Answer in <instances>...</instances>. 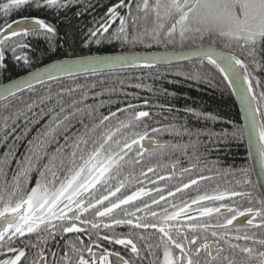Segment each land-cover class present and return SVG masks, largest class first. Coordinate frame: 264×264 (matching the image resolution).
Instances as JSON below:
<instances>
[{
	"label": "snow or ice",
	"instance_id": "snow-or-ice-1",
	"mask_svg": "<svg viewBox=\"0 0 264 264\" xmlns=\"http://www.w3.org/2000/svg\"><path fill=\"white\" fill-rule=\"evenodd\" d=\"M133 0H117L116 3L107 7L104 15L99 20L95 18L92 21V27L88 29V41L95 40L97 44L101 43L102 38L109 32L111 24L114 20L119 19L120 27L116 32L112 33V38L127 40L126 17L120 14V9L127 8L128 14L132 12ZM81 5L82 11L75 13L81 16L85 12L94 9L95 5L91 0H0V15L5 20L13 11L22 10L25 7H34L37 10H52L60 12L67 10L72 5ZM137 13L143 12L144 18L151 16L152 27L145 29L135 39H142L147 36L157 42L163 40L171 44L177 39L180 42L186 40L204 41L208 39V45L201 44L199 47L190 51L191 55L198 56L201 61L207 62L214 66L228 81L231 87L239 96L245 119L247 124L241 126L238 130L241 135H249L256 143V151L259 154L262 168H264V122L259 121L258 117H264V113L260 111L257 105V96L253 85L254 77L251 76L249 65L260 68V61L264 57L260 53H264V0H139L135 5ZM133 17V22L138 19ZM15 25V27H13ZM0 61H4L5 53L3 46L8 45L9 40L13 37H44L49 44L53 38L57 36L56 27L47 22L45 19L25 15L10 23L5 22L0 27ZM221 41L225 48L233 49L230 52L218 50L215 45L217 41ZM11 51L13 59L17 62L23 61L28 64L29 57L24 53L25 49H29L30 45L19 41H13ZM150 46V45H149ZM239 49L241 55L234 54L235 49ZM21 54L17 55V50ZM242 56L244 58H242ZM139 57L123 56V57H91L83 58L72 62H62L50 66V69L61 72H67L69 75L73 73L74 68H83L85 71H96L98 67L119 65L135 66ZM147 66L152 67L155 63L160 62L156 57H145ZM7 67L4 63H0V72L6 71ZM31 79L42 82V76L39 72L30 73ZM51 77V71L48 72ZM197 78V77H192ZM27 84L31 87L29 81L12 82L10 85L0 86V99H6L7 96H14L16 91H20L22 86ZM259 86V81H256ZM69 93L75 89H69ZM259 100L264 101V92L260 93ZM77 102L73 101L70 106L72 111L67 115L61 116L65 112L64 107L60 108V113L53 116L47 126V131L43 134V138L36 137L33 141H29L28 154L23 161H17L18 170L13 176L14 183L9 189L5 186L0 189V242L5 238L10 241L17 235L23 237L26 233H45L47 236H53L56 225L53 220L62 222L60 227L63 233H81L84 228L77 226V221L81 225L91 224V227L97 230L99 237V228L104 218H108L110 223H103L104 228H111L112 225H133L131 219H117L116 214L121 210L122 205H129L133 201L138 200L141 196L148 193L143 187L128 195H117L121 193V189L125 188V180H118L116 184L111 181L117 180L124 172L125 165H139L140 159H128V152L132 151L133 145L140 144L145 139H150L148 132L135 133L130 138L123 141L116 138L119 129H111L104 127L105 121L109 119L104 116L99 123H93L91 127L80 120L83 130L74 133L70 138L65 135V144L56 148L52 155H48L43 151L47 144L50 143L49 138H55L58 130L64 128L67 132L71 121L79 114L83 116L85 110L76 107ZM32 105H28L31 109ZM129 105V108H134ZM51 111V110H50ZM187 112H194L193 109H185ZM22 114V113H21ZM201 115L199 113H194ZM88 116L92 115L91 111L87 112ZM115 116V113H110ZM150 114L146 111H137L132 119L141 121L142 118L148 117ZM214 119V117H208ZM9 117H4V127L0 128V133L8 127L7 121ZM129 123H120V128L131 127ZM158 129L153 128L152 132ZM15 132V128L12 129ZM12 133H8L11 135ZM237 133H233L236 135ZM8 135L4 136L7 140ZM20 139V137H16ZM130 140V142H129ZM10 151L4 154V159L0 160V174L4 173L9 163V157L13 155L12 146ZM143 148V145H141ZM158 147H163L158 145ZM127 150V151H125ZM136 155L143 158L144 152L138 150ZM47 157L48 163L43 165V169L39 170V178L36 180L35 186L27 190L24 184L30 172L37 168L42 160ZM148 172H153L152 167H148ZM184 172L190 171L184 169ZM140 175H146L143 171ZM127 179V177H125ZM164 179V177H160ZM201 180L207 179L201 176ZM238 183H240L238 181ZM247 183V181H244ZM197 184V180L192 179L189 183L177 187L175 192H182L183 189L189 188L190 185ZM159 191V190H158ZM100 195L97 196L96 193ZM169 196L175 195L169 191ZM231 196L249 197V203H252L251 193L232 191ZM87 197V199H86ZM114 197L115 199H110ZM165 197L160 195V200ZM225 194L220 193L215 196L200 195L192 200V204H199L204 200L223 201ZM107 201V204L105 203ZM259 207H248L240 211L221 204L220 207H201V216H211L213 213H220V209L224 208L230 214L225 217L224 222L216 224L214 227L218 231H212L211 235L215 238L209 241L207 236L201 237L196 235L197 232H207L209 225L206 223H190L186 226L179 224V218L184 215L189 208L185 204L183 207L177 208L172 205L174 211L169 212L164 209L162 215L158 216L155 211L149 214L157 220L156 223L144 221L137 218V222L133 225L135 228L156 229L160 233V244L157 248L163 249V260L161 264H264V251L256 247L241 246L238 243H232V240H251L253 244H258L264 248V238H257L256 234L249 235L247 231L243 235H235L229 237L228 226L232 225L239 217L247 218V226L264 231V198L256 201ZM152 204H159L156 199L152 200ZM149 205H144V210H148ZM92 211L99 222L84 219L85 213ZM141 211L136 208V212ZM71 214V215H69ZM125 216H133L135 213L124 210ZM258 223H254L256 218ZM189 217V220H192ZM187 227L188 233L183 231ZM52 230V231H50ZM240 229H237L239 232ZM175 233V235H173ZM91 238V237H90ZM104 241L113 242V238L107 235L99 237ZM79 239V237H77ZM140 239H145L140 236ZM81 243H83L81 241ZM114 243L117 245L130 246V251L139 256V249L131 239L115 238ZM36 245H33L35 247ZM150 249L151 255L152 245L146 244ZM97 247H100L97 244ZM175 250H179L176 255ZM9 252L17 253L13 258L0 260V264H19L21 258L25 256L24 250H17L8 247ZM87 251L92 257L96 254L92 248L87 247ZM71 253L78 256L74 264H132L130 260H126L119 252H108L105 249L98 259H86L80 248L71 244ZM109 256H115L117 259L111 261ZM43 254H40V260H43ZM62 259L65 264H73L72 256L68 251L64 252ZM33 264H40V261H33ZM155 264V262H154Z\"/></svg>",
	"mask_w": 264,
	"mask_h": 264
},
{
	"label": "trees",
	"instance_id": "trees-1",
	"mask_svg": "<svg viewBox=\"0 0 264 264\" xmlns=\"http://www.w3.org/2000/svg\"><path fill=\"white\" fill-rule=\"evenodd\" d=\"M91 2L95 5L94 9L79 17L75 13L82 11V6L75 4L58 13L47 9L25 7L13 11L7 21L0 15V27H3L5 22L10 23L12 20L30 15L45 19L57 29V36L53 38L51 44L44 37L11 38L8 45L2 48L5 58L0 63H4L7 70L0 72V85L57 60L142 51H181L210 43L208 39L204 41L189 39L184 42L177 39L171 44L163 40L157 42L147 36L135 39L146 28L151 29L153 19L151 16L145 19L143 12L137 13L135 5L139 0H133L130 15L127 8L120 9V14L127 20L125 26L127 40L112 38L111 34L120 27L119 19H116L101 43L97 44L94 39L88 41L86 34L92 27L93 19L99 20L107 7L117 0H91ZM134 16L139 17L135 23ZM21 39L30 45L29 49L24 50L29 57L28 64L13 59L11 46H14L13 41ZM215 47L228 52L233 51L225 48L219 40ZM16 54H21L19 49ZM234 54L241 55V52L237 48ZM260 56L264 57V53ZM262 60L264 66V59ZM251 69L253 66L249 65L250 73ZM69 89L75 91L69 93ZM73 101L77 102L76 107L85 110V114L83 116L78 114L71 121L67 132L61 128L55 138H49L50 143L43 150L49 156L58 146L65 144V135L71 138L74 133L83 130L81 119L91 127L93 123L98 124L104 116L109 117L104 127L119 129L116 136L118 140L123 141L135 133L142 134L147 131L150 139L163 146L154 152L144 154L141 159L136 155V152L141 150L139 144L133 145L127 158L140 159L141 163L125 165L121 176L111 181L112 184H116L118 180H125V188L121 189L118 196L131 194L141 187L148 189L154 186L153 183L160 180V177H164L159 184L165 197L161 203V212L164 209L169 212L174 211L172 205H176L177 208L183 207L200 195L215 196L220 193H224L227 200L218 205L223 203L242 210L259 207L256 203L259 196L249 171L243 135L238 131L241 128V120L233 95L222 74L207 61L200 60L172 66L146 67L140 70L112 71L59 79L36 86L0 103V128L4 127V117H9L8 127L0 133V160H3L4 154L10 151L9 146H12L14 153L9 157L4 173L0 174V189L5 186L11 188L14 183L13 176L18 170L17 161H23L24 156L28 154L29 141H33L38 136L43 138L53 116L60 113L61 107L65 109L61 116L67 115L72 111L70 106ZM28 105H32L31 109ZM129 105L135 107L129 108ZM257 105L264 113V103ZM185 109H193L194 112H187ZM88 111L92 112L91 116L87 115ZM137 111H146L150 115L137 122L132 119ZM110 113H115V116H111ZM259 118L264 122V117ZM130 121L131 127L120 128L121 122ZM13 128L15 132H12ZM153 128L158 131L153 133ZM234 132L237 134L233 135ZM8 133L12 134L8 135ZM5 135H8L7 140L4 139ZM16 137L20 139L17 140ZM46 163H48L47 157H42L37 168L30 172L24 184L27 190L35 186L39 178V170H42ZM148 167H152L154 171L148 172ZM184 169L190 171L184 172ZM142 171L146 175H140ZM201 176L207 179L201 180ZM192 179L197 180V184L190 185L182 192H175L177 187H182ZM169 191L174 192L175 195L169 196ZM232 191L251 193L252 203H249V197L231 196ZM96 195L99 196L100 193ZM153 199L156 197H150L147 202H152ZM136 208H140L139 201L122 208L116 214V218H124V210L135 213ZM156 210L155 205H150L146 221L156 223V219L149 214L150 211ZM138 217L139 214L136 213L129 218L136 221ZM83 218L96 222L95 216L90 211L85 213ZM214 221L212 218L195 223L213 225ZM52 223L56 225L53 236H47L45 233H26L23 237L17 235L10 241L6 237L5 241L0 242V260L13 258L17 254L8 251L10 246L24 250L25 256L21 258L19 264H33V261L40 258L41 253L47 257V260L55 256L65 264L62 259L65 251L72 256L74 264L77 256L72 255L71 244L74 243L77 248L92 246L93 250H96L97 244L102 249L107 245L108 241L99 237L108 235L107 229L103 227V223H110L108 218H104L101 223L99 237L97 233L91 232V224H88L84 232L85 238L73 233H67L61 238L59 236L61 230L58 226L62 222L53 220ZM79 224L77 221V225ZM179 224L181 225L180 222ZM183 231L188 233L187 228H183ZM51 246H54L53 251Z\"/></svg>",
	"mask_w": 264,
	"mask_h": 264
},
{
	"label": "flooded vegetation",
	"instance_id": "flooded-vegetation-1",
	"mask_svg": "<svg viewBox=\"0 0 264 264\" xmlns=\"http://www.w3.org/2000/svg\"><path fill=\"white\" fill-rule=\"evenodd\" d=\"M261 54L262 53H260V55ZM260 63H261V67L260 68H255L253 66V69H251V76L254 77L253 85L255 87V92H256V96H257V104L264 103V101L259 100L260 93L264 92V66H262L263 65V60H261ZM256 81H259V86H256ZM161 181H162V179L154 182L153 183L154 186H150L148 189H145V191L148 193V195L141 196L138 200L133 201L131 203V204H133V203H136V202L139 201V207H140L141 211L136 212V210H135V214L136 213L139 214V218H142L144 221H146L147 213L149 211V209L148 210H144V205L145 204H147L149 206L150 205H155V207L157 209L155 212L158 214V216H160L162 214V212H161V203H162L163 200H160V195H162V188L159 186ZM97 193H99V192H97ZM152 196H155L156 200L159 201L158 205L152 204V202H147V199H149ZM110 199H112V197H110ZM225 200H227V196L225 197V199L223 201H218L216 203H213V204H210V205L201 206V207H220V205H218V204L221 203V202H224ZM204 201H206V200H204ZM201 202H203V201H201ZM105 203L107 204V201ZM131 204H129V205H131ZM129 205H122L121 209L122 208H126ZM187 205L192 206L194 204L190 203V204H187ZM201 207L194 208V209H188V211L179 218V222L181 223L182 226H186V225H188L190 223H195L196 221H200V220H207L208 221L209 219L214 218L215 221L213 222V225H209V229H208L207 232L200 231V232L196 233V235L201 237V241L200 242L203 243V237L204 236H207L209 241H212V240L215 239V238L212 237L211 233H212V231H218V230H212V229H216L214 226L216 224H218V223L222 224L224 222L225 217L229 216L230 214L226 211V209L221 208L220 210H224L225 212H223L221 214L213 213L211 216H201L200 215V208ZM228 207L235 209L234 206H228ZM237 210L242 211L241 208H238ZM89 211L92 213L91 210H89ZM119 211L120 210H118V212ZM185 215H189V217H192L193 219L189 220V217L184 218L183 216H185ZM122 219H131V218H129L128 216H125ZM98 221H99V218H96V222H98ZM136 222H137V220L133 221V225ZM156 222H157V220H156ZM258 222H259V218L257 217L254 220V223H258ZM183 223H186V224L183 225ZM133 225H127V224L112 225L111 228H107V231H108V235L107 236L112 237L113 238V242H109L108 241L106 247L103 248V249H102V247H96V250H93L92 246H90L92 248V251L96 254L95 257L91 256V254L87 251V248H80L82 250V253H83L84 257L86 259H89V260H91L93 258L98 259L100 254L102 252H104L105 249H107V251L110 252V253L111 252H119L120 255H122L126 260H130L132 262V264H148L151 261H155V264H161V262L163 260V249H162V247H160V248L156 247L157 245L160 244V233L156 229H152V228H148V229L135 228ZM77 226L81 227V228H84V231L81 232V233H73V234H77L80 238H85L84 232H85V229H86V225L79 224ZM243 226L244 227H242V225H240L236 229L229 228L228 229L229 230L228 231L229 237H234L235 235H238V234L239 235H243L244 232L247 231V233L249 235H252L253 233H255L257 238H264V231L248 227L247 226V221L243 224ZM58 228L61 230L60 226H58ZM184 228H187V227H184ZM238 228L240 229L239 232H237ZM92 231H93L94 234L97 233V230H95V229H93L91 227V232ZM99 233H100V231H99ZM65 235H67V233H63L62 230H61V232L59 233V236L61 238H64ZM141 235L144 236L145 239H143V240L140 239ZM173 235H175V233H173ZM188 235H189V238H191L192 234L188 233ZM115 238L131 239L137 245V248L139 249V253H140L139 256H137L136 254H133L130 251V246L125 247L124 245L115 244L114 243V239ZM85 242H87V240H85ZM232 243H238L241 246L256 247L257 249L264 251V248H261V246L258 245V244L254 245L251 240H249V241L232 240ZM146 244L152 245V248H151V253L152 254L151 255H149L150 249L145 246ZM53 249H54V246H51V251H53ZM175 253H176V255H179V250H175ZM43 257H44V261H42L43 264H64V263L60 262L61 259L58 258V257L52 256L48 260H47L46 256H43ZM77 258H78V256H77ZM108 259L111 260V261H114V259L111 256H109ZM37 260L40 261V258H38Z\"/></svg>",
	"mask_w": 264,
	"mask_h": 264
},
{
	"label": "water",
	"instance_id": "water-1",
	"mask_svg": "<svg viewBox=\"0 0 264 264\" xmlns=\"http://www.w3.org/2000/svg\"><path fill=\"white\" fill-rule=\"evenodd\" d=\"M13 27H15V25H13ZM3 33H0V36H2ZM26 38V37H25ZM199 47V46H198ZM197 48V47H194ZM194 48L191 49H186V50H181V51H151V52H133V53H119V54H106V55H95V56H87V57H80V58H67V59H62V60H57V61H53L50 62L48 64H45L39 68H36L22 76H19L13 80H10L6 83L1 84L0 86H4V85H10L12 84V82H20V81H29L31 84V87H28L27 84L23 85L20 91H16L15 95H18L24 91H27L29 89H32L36 86L45 84V83H49V82H53L59 79H64V78H71V77H77V76H83V75H90V74H98V73H104V72H112V71H126V70H140V69H144L147 66V61H145V57H156L160 60V62L155 63L152 67H156V66H172V65H177V64H183V63H187V62H192V61H201V59L198 56L195 55H191L190 51ZM220 51H224V52H228L222 49L217 48ZM123 56H135V57H139V59L136 61L135 66H125V67H121L119 65H110V66H102V67H98L96 71H92V70H87L85 71L83 68H74L73 69V73L71 75H69L67 72H61V71H57V70H52L50 69V66L55 65L57 63H62V62H72V61H76V60H80L83 58H91V57H123ZM203 61H207V60H203ZM51 71L52 75L51 77L48 75V72ZM39 72L42 76V82H38L34 79H31L30 77V73H37ZM227 85L229 86V83L227 80H225ZM231 90V93L233 95V98L235 100V103L237 105L238 111H239V115H240V120H241V126H245L247 124V120L245 119V112L242 109L241 103H240V99L239 96L236 94V92L229 87ZM14 96H7L6 99H0V103L4 102L5 100L12 98ZM258 120L260 121L259 117ZM244 140H245V144H246V148H247V152H248V158H249V162H250V168H251V173H252V178H253V182L254 185L256 187L257 193L259 198H264V168H262L261 166V162H260V157L259 154L256 151V143L255 141L250 138L249 135L245 134L244 135ZM141 145H143V148L141 147ZM139 147L141 149V151L144 152V154L147 153H151L154 152L156 150H158L160 147H158V144L155 143L154 140L152 139H145L143 141H141V143L139 144ZM218 202L217 200H206L203 202H200L199 204H194L192 206H189L188 209H194V208H198L201 206H205V205H210L213 203ZM225 212L224 210H220V213H216V214H221ZM184 218L189 217V215H185L183 216ZM246 217H239L236 221L233 222L232 225L228 226L229 228L232 229H236L238 226L242 225L247 221ZM212 230H218V229H212ZM114 261L117 259L114 256H111ZM43 260H40V264L42 263Z\"/></svg>",
	"mask_w": 264,
	"mask_h": 264
},
{
	"label": "bare ground",
	"instance_id": "bare-ground-1",
	"mask_svg": "<svg viewBox=\"0 0 264 264\" xmlns=\"http://www.w3.org/2000/svg\"><path fill=\"white\" fill-rule=\"evenodd\" d=\"M142 52H151V51H142ZM223 76V75H222ZM229 87V86H228ZM230 89V88H229ZM231 92V90H230ZM232 94V93H231ZM243 140H244V135H243ZM244 143H245V140H244ZM245 149H246V153H247V160H248V167H249V171H250V174L252 176V173H251V168H250V162H249V158H248V152H247V148H246V144H245ZM253 179V178H252ZM254 183V182H253Z\"/></svg>",
	"mask_w": 264,
	"mask_h": 264
}]
</instances>
